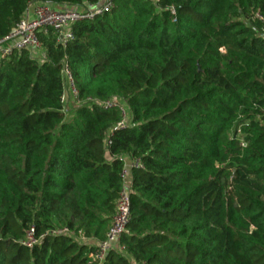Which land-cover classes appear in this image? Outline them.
<instances>
[{
    "label": "trees",
    "instance_id": "obj_1",
    "mask_svg": "<svg viewBox=\"0 0 264 264\" xmlns=\"http://www.w3.org/2000/svg\"><path fill=\"white\" fill-rule=\"evenodd\" d=\"M39 2L109 5L0 59V264H98L134 159L101 264H264V0H0V38Z\"/></svg>",
    "mask_w": 264,
    "mask_h": 264
},
{
    "label": "built area",
    "instance_id": "obj_2",
    "mask_svg": "<svg viewBox=\"0 0 264 264\" xmlns=\"http://www.w3.org/2000/svg\"><path fill=\"white\" fill-rule=\"evenodd\" d=\"M109 4L102 6H87L83 10L72 8L60 9L48 3H31L21 17L20 21L10 32L0 38V59L7 58L15 52L28 50L34 55L42 56V46L39 39L41 33H46L53 30L57 34V42L65 48L66 45L73 39V34L70 30V25L75 22L90 20L95 14L101 13ZM65 86L68 88L69 94L72 97L76 95V89L73 79L67 67L62 70ZM61 101L65 103V95ZM104 110L117 109L122 115V121L118 126H125L128 120V109L117 98H111L100 103ZM139 159L125 161L122 175L124 177V187L119 193L115 202V212L112 217L111 224L106 232L105 238L102 241L96 242V249L93 257L101 264L107 253L114 249V244L118 242L120 236L126 231L127 224L130 219V199H129V174L132 167H140ZM33 230L27 233L25 245L31 246L35 243L32 236ZM67 230L61 229L53 231V234H65ZM80 241H86L84 238Z\"/></svg>",
    "mask_w": 264,
    "mask_h": 264
},
{
    "label": "rangeland",
    "instance_id": "obj_3",
    "mask_svg": "<svg viewBox=\"0 0 264 264\" xmlns=\"http://www.w3.org/2000/svg\"><path fill=\"white\" fill-rule=\"evenodd\" d=\"M69 94L68 88L65 87V110L68 112H70V110H72L74 103H72L70 100L67 103V95ZM114 250H118L121 251V249L119 248L118 244H114ZM123 255H126L123 251H121Z\"/></svg>",
    "mask_w": 264,
    "mask_h": 264
}]
</instances>
